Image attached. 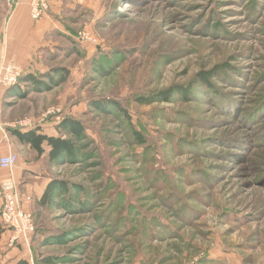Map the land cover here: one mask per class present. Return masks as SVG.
<instances>
[{
  "label": "rangeland",
  "instance_id": "obj_1",
  "mask_svg": "<svg viewBox=\"0 0 264 264\" xmlns=\"http://www.w3.org/2000/svg\"><path fill=\"white\" fill-rule=\"evenodd\" d=\"M17 2L0 0V37ZM65 17L13 126L66 138L72 118L86 139L58 162L23 151L69 190L44 210L31 196L30 246L3 244L0 264H264V0H81ZM172 86L187 98L137 101Z\"/></svg>",
  "mask_w": 264,
  "mask_h": 264
},
{
  "label": "crops",
  "instance_id": "obj_2",
  "mask_svg": "<svg viewBox=\"0 0 264 264\" xmlns=\"http://www.w3.org/2000/svg\"><path fill=\"white\" fill-rule=\"evenodd\" d=\"M80 1L50 0L51 8L49 14L39 21H33L30 17V0H18L13 14L8 21L10 29L7 27L0 37V61L2 57L14 60L18 64H21L24 70L22 77L15 87L0 88V107L3 110L0 114V157L11 151L18 154L19 160L13 170V174L17 180L19 189L23 194L31 195L34 202L42 197L50 179L43 181V178L39 179L37 174L35 175L38 177L33 176L36 163L26 160L25 155H23V151L28 150L31 153L33 149L29 145L22 144L9 131V128L15 127L13 123L18 120L12 113L20 105V100H25L29 97V93L41 87V85H36L37 83L34 82L33 78L38 79L37 72L43 60L41 52L49 45V42L45 38L69 35L67 31L69 17H65V14L69 9L73 10L78 7ZM71 21L74 22L73 20ZM45 71H42V73H45ZM10 102L12 103L9 104ZM15 102L17 103L15 104ZM7 104L10 105L9 108L6 107ZM41 132L47 134L46 132ZM8 173V170L0 168V209L3 204L2 182L8 176ZM34 177L39 179V181H34ZM12 236V231L5 227L0 236V246L3 244L9 247L13 246L11 250H15L16 247L25 248L20 242H16L17 244L13 243V240H11ZM14 254L16 252H13V256ZM17 257L18 260L22 259L21 254H17Z\"/></svg>",
  "mask_w": 264,
  "mask_h": 264
},
{
  "label": "trees",
  "instance_id": "obj_3",
  "mask_svg": "<svg viewBox=\"0 0 264 264\" xmlns=\"http://www.w3.org/2000/svg\"><path fill=\"white\" fill-rule=\"evenodd\" d=\"M209 73H202L200 74L199 80L200 82L205 85L208 89H211L213 86L210 82ZM208 76V77H207ZM34 82H36V85H44L43 82L40 81V79L33 78ZM18 84V83H17ZM194 86H189V90ZM15 87L12 86L10 88ZM186 88V87H185ZM184 87L180 86H172L168 89H165L161 91L160 93H156L152 96H141L137 98V101L141 103H147L151 104L154 101H162V102H172L174 99V96L176 94L181 93L182 97L184 99L187 98V91L188 88L185 89ZM264 91V89H261ZM257 100L260 99L262 101L263 93L258 94ZM222 102V101H220ZM114 103V107L119 112V115H123V119L128 122L129 127L131 128V136L133 137V141L135 144L138 145H144L147 142V138L143 133L136 128L133 127L132 122L130 120L129 112L122 108V106L117 102H110ZM259 103V102H258ZM262 103V102H261ZM94 107H96L99 111H108L107 110V102H94L92 103ZM224 107L228 108V105H224ZM262 113H264V106L262 107ZM241 115V114H240ZM241 117V116H240ZM242 117L240 118V120ZM258 119V118H256ZM59 128L64 129L68 133V137L63 138L62 136H56V135H48L44 134L40 131V128H19V127H13L9 128V131L17 137V139L25 145H29L33 151L37 154L38 157H41L45 154L46 148H49V158L52 162H58L62 160L63 158L67 159L72 157L78 150V144L81 143L84 139H86V131L84 128V125L72 118H66L59 124ZM26 130V131H24ZM135 157H143L141 153H135ZM69 186L66 181H62L56 178H51L49 183L46 186V189L44 190V193L42 197L39 200H36L34 205L36 204V207L40 208L41 210H44L46 208H50L52 206H55L58 204V199L62 197V195L66 192H68ZM5 226L0 221V236L2 232L4 231ZM24 264V263H21Z\"/></svg>",
  "mask_w": 264,
  "mask_h": 264
},
{
  "label": "built area",
  "instance_id": "obj_4",
  "mask_svg": "<svg viewBox=\"0 0 264 264\" xmlns=\"http://www.w3.org/2000/svg\"><path fill=\"white\" fill-rule=\"evenodd\" d=\"M47 8V0H32V18H40ZM22 74L23 66L21 64L2 57L0 61V88H10L16 85ZM2 112L3 110L0 107V114ZM31 123V120L28 119L16 124L29 128V126L31 127ZM18 160V154L13 151L0 157V168L8 170L10 174L2 182L3 204L0 209V221L6 228L12 231L13 241L30 246L31 237L34 233V221L32 214L27 210V204L31 201L32 197L19 191L17 180L13 174Z\"/></svg>",
  "mask_w": 264,
  "mask_h": 264
}]
</instances>
